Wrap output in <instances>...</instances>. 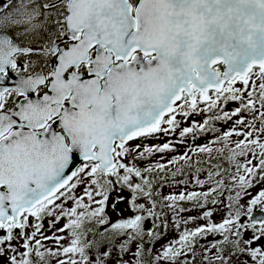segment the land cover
<instances>
[{
    "label": "snow or ice",
    "instance_id": "6c2138e0",
    "mask_svg": "<svg viewBox=\"0 0 264 264\" xmlns=\"http://www.w3.org/2000/svg\"><path fill=\"white\" fill-rule=\"evenodd\" d=\"M257 208L264 0H0V264H264Z\"/></svg>",
    "mask_w": 264,
    "mask_h": 264
},
{
    "label": "rangeland",
    "instance_id": "374dc122",
    "mask_svg": "<svg viewBox=\"0 0 264 264\" xmlns=\"http://www.w3.org/2000/svg\"><path fill=\"white\" fill-rule=\"evenodd\" d=\"M229 107H232V105H229ZM203 118L204 117H202L200 115H194L193 117L190 118V120H188L187 122H184L182 124V126H184V127L190 126V124H191V122L193 120H195L197 122H202ZM214 126L217 127V128H220L221 131H225L229 127V125L224 124L223 122H216ZM214 135L215 134H212V133H205L203 135H199L197 137V139L195 141H193L192 137H191V134H189V136L185 138V143L184 144H180V143H177V141L180 139L179 134L177 132L176 134L171 135V136L161 135L158 139H147V140H144L143 143L151 146V145L163 144L164 142H167V141H172V143L175 146V151L167 153V155L165 156V161H166L167 159H170L172 156H177V155L183 154V152L188 150L190 145H192V146H194L195 144L203 145V144L207 143L209 140H211L214 137ZM140 142L141 141H136V143H140ZM153 159H159V156L157 155L156 157H153ZM169 167L171 168V166H169ZM208 167H209L208 164L204 165V168H208ZM201 178L202 179L204 178L203 174L201 175ZM176 179L177 180L187 179V180L191 181V179H192V170H186L185 174L182 175V178H176ZM169 183H171V180H169ZM261 186H262V184L258 183V184H256L254 186L253 189H250L249 191L253 195H255L260 190ZM188 189L189 190H199V189H196L195 185L192 184V183H189ZM172 190L173 189H171L169 187H165L161 191L163 192V194L167 195ZM174 190L178 192V191L184 190V187L178 185V186L175 187ZM232 194L234 195V193H232ZM125 195H126V193H125ZM227 195L228 194L226 193L225 197L222 198V199L225 200V203L227 202V200H226ZM247 199H248V197H244V201H246ZM180 206L190 210V211H185V212L180 214L184 218H187L189 216H197L202 211H204V209H199V208L195 207L194 204L191 203V202H181ZM207 207L208 208L216 207V208L219 209L218 211L214 212V215L211 218L214 222H219L221 217L225 214V209H224L223 205L213 206V205H211L209 203L207 205ZM119 208L120 209H126L127 208V204L126 203H122ZM108 211H109V215L111 216V218L113 220L119 218V216L121 215L120 212L113 211L111 208H109ZM165 212H166V215L162 219L169 224V228L165 229L161 225V228L159 229V231L161 233H164V235L159 241L154 242L155 248H157V249L160 247L161 244L165 243L168 239H171L172 236L175 235V231L172 229V213L170 211H168L167 209H165ZM197 223L198 224H204L205 221L204 220H198ZM156 224H161V221L157 220ZM195 226H196L195 224H190L187 227L194 228ZM45 227H47V221H45ZM145 227L146 228L152 227V222L151 221L147 222ZM182 227H184V226L182 225ZM118 239L122 240V238H118ZM213 239H214V237L208 236L207 238L200 240L198 248L201 247V246H208L209 243ZM125 258H127V257H125ZM5 261H6V258H5Z\"/></svg>",
    "mask_w": 264,
    "mask_h": 264
},
{
    "label": "water",
    "instance_id": "95a60500",
    "mask_svg": "<svg viewBox=\"0 0 264 264\" xmlns=\"http://www.w3.org/2000/svg\"><path fill=\"white\" fill-rule=\"evenodd\" d=\"M121 205V204H120ZM120 205H119V207H120ZM255 216L257 217V218H259V217H261V216H264V213H261L260 212V210H259V208H257L256 210H255Z\"/></svg>",
    "mask_w": 264,
    "mask_h": 264
},
{
    "label": "trees",
    "instance_id": "16d2710c",
    "mask_svg": "<svg viewBox=\"0 0 264 264\" xmlns=\"http://www.w3.org/2000/svg\"><path fill=\"white\" fill-rule=\"evenodd\" d=\"M226 166V165H225ZM186 177V176H185ZM177 178H182V175L177 176ZM197 264H199V257L197 258Z\"/></svg>",
    "mask_w": 264,
    "mask_h": 264
}]
</instances>
